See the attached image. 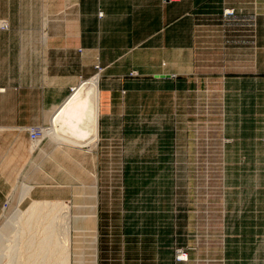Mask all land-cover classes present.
I'll use <instances>...</instances> for the list:
<instances>
[{"label": "rangeland", "instance_id": "374dc122", "mask_svg": "<svg viewBox=\"0 0 264 264\" xmlns=\"http://www.w3.org/2000/svg\"><path fill=\"white\" fill-rule=\"evenodd\" d=\"M180 87L189 91L175 101L154 88L135 97L109 127H100L101 95L99 141L89 147L36 142L34 173L18 177L0 215V264H27L50 223L52 243L69 235L70 253H54L68 252L69 264H101L103 252L115 264L124 252L156 264L164 251L177 261L178 249L188 254L180 264H264V82L211 76ZM34 201L59 205L28 230Z\"/></svg>", "mask_w": 264, "mask_h": 264}, {"label": "crops", "instance_id": "0c3cea01", "mask_svg": "<svg viewBox=\"0 0 264 264\" xmlns=\"http://www.w3.org/2000/svg\"><path fill=\"white\" fill-rule=\"evenodd\" d=\"M95 65L100 127L153 88L175 101L189 91L180 82L194 78L264 82V0H0V215L18 177L35 170L41 145L26 129L50 127ZM110 255L101 264H115ZM168 260L180 264L170 251L156 264ZM121 264L149 261L124 252Z\"/></svg>", "mask_w": 264, "mask_h": 264}, {"label": "bare ground", "instance_id": "6f19581e", "mask_svg": "<svg viewBox=\"0 0 264 264\" xmlns=\"http://www.w3.org/2000/svg\"><path fill=\"white\" fill-rule=\"evenodd\" d=\"M101 71H98V72H101ZM99 84H100V75L98 74L91 79H88L86 81L85 80L82 81L77 87L75 86L72 89L73 92H72L71 96L64 102V104L53 115L51 122H50L51 128L46 129V130H45V128H43V136L40 139H37L36 141H33L31 139L30 140L32 142L36 143V142L40 141L42 138H44V135H45L46 137H49L52 141L56 142L57 144H59V145L65 144V146H67L69 148H84V147H89L90 145L97 143L99 141V118H100V96H101ZM28 192H29V190H28ZM58 205H59V202L53 203V202L34 201L33 203H31V207L29 208L31 214H30V216L27 214L29 216V219H27V223L25 225L26 229L29 230V229H31L30 227L33 226L32 224L36 225V223L40 222L41 219L36 218V220H34L33 218H35V216H39V217L42 216V214L44 212L43 209H48V207H49V209L51 207L56 209V207ZM64 206H65V204H64ZM53 208H51V209H53ZM29 209L27 208L26 210H29ZM58 211H60V210H58ZM48 214H46V215H48ZM46 217H48V216H46ZM47 220H49V219H47ZM43 221L44 220H42V223H43ZM53 221H55V218ZM53 224H54V222H53ZM16 226H17V224H16ZM54 226H55V224H54ZM54 226H52V223H50L49 226H47V230H46L47 232L45 233V235H43L45 237L43 238V236H42L43 239H41L40 243H39L40 240L39 241L37 240L39 245L36 246L37 248H35V250L33 247V250L35 252L34 253H33V251L30 252L33 254L29 253V251H30L29 249H32V245L35 244V241H31V243H29V241H27L28 243L25 244L28 246V247L26 246V248L28 249L26 254L29 253V255H32V256H28V258H26L28 263L31 261L33 264H47V262H48V264L49 263H51V264H69V259H70L69 253L70 252H69V250H67L69 248L68 245H69V241H70L69 235H68V233L66 234V236L68 235L67 237L65 236L66 239L62 236L64 238V239L62 238L63 239L62 241H64L63 245H61L60 243H56V244L54 242L52 243V239L54 238V236H53L54 234H53V231L52 232H50V231L53 230ZM54 229H56V227ZM54 231H56V230H54ZM24 232H26V230L24 231L22 229L21 234ZM39 232H41V231H39ZM44 232H43V234H44ZM19 233H16V234H18V236H16L17 237L16 239H18V241L21 239L20 238L21 236L19 237ZM51 234H52L53 238H52ZM13 236L15 237V235H13ZM32 240H36V237H34ZM18 241L15 243L16 245H13L14 243L12 244V247H13L12 249L9 247V251L11 250V252H12V254H11V252L9 253L11 256L12 255L16 256L17 250L20 249L18 244H17V243H19ZM21 241H23V240L21 239ZM58 242H60V241H58ZM65 245H66V248H65ZM60 249L68 251L69 253L67 252V254L64 256V258H61V256L58 253H56V255L54 254L57 251L59 252ZM57 255H59L60 258H58ZM48 256L50 257L49 260L47 259ZM27 262H25V263H27ZM8 264H16L13 257H10V261Z\"/></svg>", "mask_w": 264, "mask_h": 264}, {"label": "built area", "instance_id": "2783aa9c", "mask_svg": "<svg viewBox=\"0 0 264 264\" xmlns=\"http://www.w3.org/2000/svg\"><path fill=\"white\" fill-rule=\"evenodd\" d=\"M165 2H171V1H176V0H164ZM224 14L226 16H232L234 14L233 10H225ZM100 16H102V13H100ZM7 26H5L4 29H6ZM97 71H101L102 69L97 66L96 67ZM131 76H138L137 72H132ZM72 90V89H71ZM73 92V91H71ZM29 133V137L31 140L36 141L37 139H40L43 136V128H28L27 129ZM176 259L178 262H187L188 261V254L184 251H180L179 249L176 251Z\"/></svg>", "mask_w": 264, "mask_h": 264}, {"label": "water", "instance_id": "95a60500", "mask_svg": "<svg viewBox=\"0 0 264 264\" xmlns=\"http://www.w3.org/2000/svg\"><path fill=\"white\" fill-rule=\"evenodd\" d=\"M167 77H169V76H165V75H156L155 76L156 79H165Z\"/></svg>", "mask_w": 264, "mask_h": 264}]
</instances>
